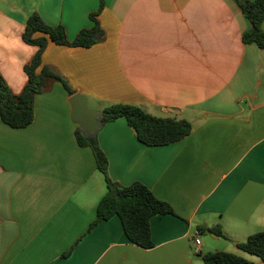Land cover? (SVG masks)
Masks as SVG:
<instances>
[{
	"label": "crops",
	"instance_id": "1",
	"mask_svg": "<svg viewBox=\"0 0 264 264\" xmlns=\"http://www.w3.org/2000/svg\"><path fill=\"white\" fill-rule=\"evenodd\" d=\"M99 3L0 0V74L14 94L37 51L22 39L29 15L73 39ZM98 19L99 43H49L43 62L90 108L132 103L192 124L159 146L138 140L124 118L95 136L112 180L142 182L174 214L151 217L150 248L132 243L116 215L90 227L105 176L76 141L70 95L52 81L29 126L0 118V264H204L211 251L249 259L238 244L264 229V48L242 41L249 20L236 0H104ZM218 225L223 235L208 230Z\"/></svg>",
	"mask_w": 264,
	"mask_h": 264
},
{
	"label": "trees",
	"instance_id": "2",
	"mask_svg": "<svg viewBox=\"0 0 264 264\" xmlns=\"http://www.w3.org/2000/svg\"><path fill=\"white\" fill-rule=\"evenodd\" d=\"M242 13L250 22V27L242 35L246 44L255 43L264 48V0H236ZM104 8L100 0L97 11L90 13L92 25L82 28L73 39H69L62 24L48 25L37 12L26 20L22 33L25 43L37 46V51L23 66L27 82L19 94H14L0 74V118L12 128H25L34 120V100L37 94L44 92L49 83L59 81L68 95L76 93L67 79L53 66L45 64L42 59L49 43L68 47L88 48L99 43L105 36L98 15ZM103 123L124 118L135 132L138 140L150 146L165 145L182 140L192 130V124L184 118L156 116L145 111L141 106L132 103L115 102L106 105L101 111ZM75 137L82 147H89L93 153L96 167L106 180L107 190L100 199L96 218L90 225L107 220L116 215L120 218L127 238L143 248L153 246L150 230V219L155 215L174 214L172 206L157 198L149 187L139 181L129 185H120L108 175V160L100 148L97 138L85 136L76 128ZM217 235H223L220 226L208 229ZM238 247L260 259L264 264V229L250 234ZM204 264H256L242 256L225 251H211L202 254Z\"/></svg>",
	"mask_w": 264,
	"mask_h": 264
},
{
	"label": "water",
	"instance_id": "3",
	"mask_svg": "<svg viewBox=\"0 0 264 264\" xmlns=\"http://www.w3.org/2000/svg\"><path fill=\"white\" fill-rule=\"evenodd\" d=\"M69 104L71 118L78 124L81 132L85 136L95 137L104 125L101 111L89 108L79 92L70 96Z\"/></svg>",
	"mask_w": 264,
	"mask_h": 264
},
{
	"label": "built area",
	"instance_id": "4",
	"mask_svg": "<svg viewBox=\"0 0 264 264\" xmlns=\"http://www.w3.org/2000/svg\"><path fill=\"white\" fill-rule=\"evenodd\" d=\"M199 236H200V231L196 230L193 235V241H194L195 246L197 247L196 251H199V245H200Z\"/></svg>",
	"mask_w": 264,
	"mask_h": 264
},
{
	"label": "rangeland",
	"instance_id": "5",
	"mask_svg": "<svg viewBox=\"0 0 264 264\" xmlns=\"http://www.w3.org/2000/svg\"><path fill=\"white\" fill-rule=\"evenodd\" d=\"M89 107V106H88ZM90 108V107H89ZM91 109H93V108H91ZM224 242V241H223ZM247 256L249 257V259L248 260H251V261H256V262H259L260 261V259L259 258H257L256 256H254V255H250V254H247Z\"/></svg>",
	"mask_w": 264,
	"mask_h": 264
}]
</instances>
